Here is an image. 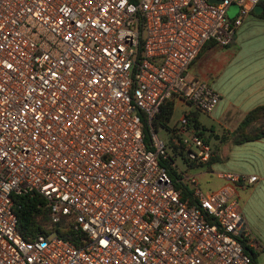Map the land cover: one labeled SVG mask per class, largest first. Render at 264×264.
I'll use <instances>...</instances> for the list:
<instances>
[{
  "label": "built area",
  "instance_id": "2783aa9c",
  "mask_svg": "<svg viewBox=\"0 0 264 264\" xmlns=\"http://www.w3.org/2000/svg\"><path fill=\"white\" fill-rule=\"evenodd\" d=\"M258 1L0 0V264H264L233 193L256 175L222 171L228 183L207 191L190 170L170 174L153 123L171 99L214 109L220 94L188 68ZM189 113L168 145L203 164L212 145ZM21 192L78 241L23 237Z\"/></svg>",
  "mask_w": 264,
  "mask_h": 264
},
{
  "label": "crops",
  "instance_id": "0c3cea01",
  "mask_svg": "<svg viewBox=\"0 0 264 264\" xmlns=\"http://www.w3.org/2000/svg\"><path fill=\"white\" fill-rule=\"evenodd\" d=\"M256 8L257 5L243 18L229 44L207 42L188 68L189 74L205 80L220 94L214 109L206 112L207 119L199 116L201 122L215 133L232 131L250 109L264 104V16L261 11L255 12ZM236 11L235 5L234 14ZM256 127V123L250 125L252 129ZM210 143L215 149L214 159L209 164L192 162L189 169L196 173L200 186L201 180H206L207 176L219 179L218 185L205 189L207 191L228 183L218 175L222 171L256 175L251 183L234 185L233 193L246 218L241 203L242 192L249 187L252 191L264 187V135L242 142L221 141L213 137ZM246 221L257 257L260 246L255 245L252 227L247 218Z\"/></svg>",
  "mask_w": 264,
  "mask_h": 264
},
{
  "label": "trees",
  "instance_id": "16d2710c",
  "mask_svg": "<svg viewBox=\"0 0 264 264\" xmlns=\"http://www.w3.org/2000/svg\"><path fill=\"white\" fill-rule=\"evenodd\" d=\"M257 4L261 5L260 13L264 16V0H259ZM173 108L174 100L166 101L162 105L157 119L153 121L154 126L156 127L159 123L166 126L173 112ZM199 111L200 109L197 107L196 109L190 110L188 118L197 132L208 142L213 137L219 138L221 141L242 142L264 135V104L250 109L232 131H224L221 133H215L211 127L204 125L199 119ZM255 123L257 127L254 129L250 128V125ZM145 137L148 141L149 133L147 129ZM212 152H215L213 145ZM213 159L214 156L211 155L206 161V164H209ZM172 160L169 154L166 157H161L160 163L168 169L170 174L176 176V169L172 165ZM190 165H192V162H190ZM12 209L17 217L16 227L25 238H31L39 233H55L63 238L77 242L82 235V232L73 229L70 222L64 217L58 221H53L46 199L38 193H15L13 195ZM248 250L253 256L256 255V251L252 247H248Z\"/></svg>",
  "mask_w": 264,
  "mask_h": 264
},
{
  "label": "rangeland",
  "instance_id": "374dc122",
  "mask_svg": "<svg viewBox=\"0 0 264 264\" xmlns=\"http://www.w3.org/2000/svg\"><path fill=\"white\" fill-rule=\"evenodd\" d=\"M235 11V4H232V7L228 9V13L233 15ZM261 11V5L257 4L255 12ZM196 109V107L191 103H180L178 101L174 102L173 112L171 117L167 121V125L157 124V134L167 143L168 153L171 155L174 163H176V170H190V162L184 158V153H179L174 151L172 147L168 145V139L170 137L169 128H174L175 125H180V116L182 113ZM199 116L203 119H207L208 115L204 111H199ZM201 186L204 189L215 188L219 179L215 176L208 177L207 179L201 180ZM241 203L244 208V213L249 224L252 227L254 234L255 245H259L260 249L257 253V260L261 261L264 259V187L257 191H252L247 188L241 194Z\"/></svg>",
  "mask_w": 264,
  "mask_h": 264
},
{
  "label": "water",
  "instance_id": "95a60500",
  "mask_svg": "<svg viewBox=\"0 0 264 264\" xmlns=\"http://www.w3.org/2000/svg\"><path fill=\"white\" fill-rule=\"evenodd\" d=\"M218 1V0H217Z\"/></svg>",
  "mask_w": 264,
  "mask_h": 264
}]
</instances>
